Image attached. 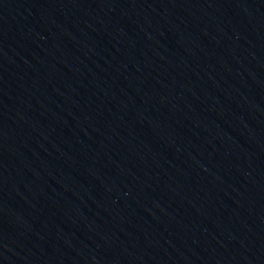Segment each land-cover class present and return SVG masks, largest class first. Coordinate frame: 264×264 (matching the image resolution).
<instances>
[{"label": "water", "instance_id": "1", "mask_svg": "<svg viewBox=\"0 0 264 264\" xmlns=\"http://www.w3.org/2000/svg\"><path fill=\"white\" fill-rule=\"evenodd\" d=\"M0 264H264V0H0Z\"/></svg>", "mask_w": 264, "mask_h": 264}]
</instances>
